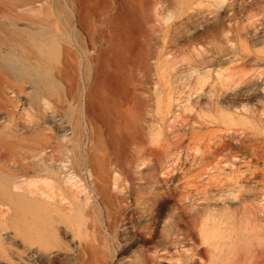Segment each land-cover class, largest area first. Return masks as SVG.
Listing matches in <instances>:
<instances>
[{"label": "bare ground", "instance_id": "bare-ground-1", "mask_svg": "<svg viewBox=\"0 0 264 264\" xmlns=\"http://www.w3.org/2000/svg\"><path fill=\"white\" fill-rule=\"evenodd\" d=\"M64 1L65 0H63V3ZM69 1H65L66 7L68 3L71 2ZM96 1L97 0H73L70 8H68L71 9L77 17V22L75 21L74 23L70 21L71 16L69 17L70 26L72 27L71 29H76V32H79L77 31V29L79 28L83 29L86 32L88 36L87 38L90 40V42L92 38L95 37L96 32L95 26H92L94 23L91 22L92 17L95 16L92 14L93 11H95V5H98V3L95 4ZM213 1L216 2L221 9L228 5L226 3L227 0ZM52 2L55 4V6L56 4H58L57 0H0V89L2 88L4 90V88H7V86L9 87L10 83L13 84L12 82H10L11 80L9 81L8 79L9 74L12 73L16 75L18 74L20 76L33 77L34 81L31 89L34 88L35 90H39L41 88L39 79L41 78L42 74L41 67L46 57V53L44 52L42 44L43 34L45 32H48L49 28L55 25H58L57 27L59 28V30L57 31L59 33L58 36H60V33L61 36H66V31L64 32V29H70H68L66 25H63L64 22L62 24L61 17L58 18L57 22L56 19L55 21L51 22V18L53 15L52 12L50 10L45 11L44 9H47V7H49L48 5ZM63 3L61 4V8H65ZM111 3V8L116 11L115 9H118L119 4L117 3V1H111ZM45 4H47V6ZM61 8L59 6V9ZM214 8H217V6H214ZM59 9L58 13L60 12ZM198 9L200 8L198 7ZM250 9L253 11H257L254 15H264V0H251ZM215 10L216 11L213 13H217L218 11H220L219 9ZM232 10H234V7H232ZM208 11L210 12V10ZM102 12H100V14ZM44 13L47 14L46 16H48V18H45L43 16ZM207 16H205V18ZM245 18L247 19V16ZM92 20L94 21V19ZM249 22H252V20ZM229 23H231V21ZM65 26L67 28H65ZM179 27H177L176 25V28ZM248 28L250 29L251 27ZM103 29L101 28V31ZM255 33L257 32L255 31ZM103 34L104 33H102V35ZM262 34L264 35V33ZM222 35L223 37H225L226 44H228L227 47H222L218 42L217 34L213 33L206 36L204 45L201 44L203 46L201 47V50L197 48L200 51L202 67L200 72L196 68L199 69L201 64L195 68L197 70L196 73L198 74L197 79L195 78V85L196 88H198V91L200 89V92L195 93H201V95L208 100L206 101V106L201 108V110H203V113L205 112V114H203L205 117H202L201 114H199L200 117L198 116L199 119H197V116H195V114L191 112V109H188L191 113L189 115H186L184 117V120H182V123L185 121L186 127L182 130H179V132L175 131V133L177 132L176 134L181 132L182 137H180L179 140L175 142L173 149L178 148L179 151H181L180 149H183L184 151L193 145H197V147L195 146L196 148H198V150L196 149L197 152L192 151V153H195L192 154L190 152L191 155L186 154L188 156L182 157V153L178 152V154L180 153L181 156H179L178 154L177 156L175 150H173L174 152H172L171 158H165V163L163 157V148L165 146L162 148L160 147V149L155 148L156 146H152L156 143L154 140H157V137L155 138V136H158L156 133H158L159 131L162 132L164 128L162 130L154 128L156 131L159 130L156 133L154 129V131H152V129L150 128L151 131L155 133L154 135L152 134L155 139L149 138V140H153V142L155 143L152 144L151 142L152 145L149 143V145H151L150 147L147 144L148 148H146L145 144L147 142L141 143L142 139L140 140V137L138 138L139 141H141L140 146L145 145L144 147L146 148L145 156L143 155V157L141 155L142 159H140V162L139 160H136L137 157L134 154H131L132 156H135L133 158H130L131 155L130 157H120L119 155V157H117L115 155V158H112L110 156L111 158L108 157V160L99 159L98 157L97 159H94V161L91 160V163H94V171L96 174V176H94L91 175L92 173L90 172V175L95 177V180H93V182H90L92 183L91 186H93V188L91 189L93 191V195L81 194V189H83L86 185H84L83 188H81L82 185H80L81 189H78L79 186L75 185L77 183L75 174L73 175L72 173H70V171H68L69 169L66 168L67 165L62 163H60L61 165L56 164L58 162L54 160L51 161L54 164L51 168L48 166L49 168L46 167L45 169H41V171H46H44L46 175H43L41 173L39 174L36 171L38 168H33L31 164H28L29 166H26V171L28 170L27 172H30L28 174L29 179L27 177L26 178L28 180L25 178L26 181L23 183L24 186L22 184H18V179L16 180V177L13 179L14 176L11 177L10 175H0V255H5V251L3 249L6 248L7 245L4 247L2 246L4 245L3 243L6 242V239H8L12 234H9L11 231H7V229L9 228L5 224L7 223L5 222L6 215L9 212L6 214L7 211L3 209V206L5 207L8 205L7 203L20 199V197L18 198V194H15V192L17 191L15 189H19L21 187L22 189H24V195L22 194V199L24 202H22V206H24V209L22 213L23 216H21V225L23 224L22 235L24 236L23 240H25V249L22 250V255H19L21 257H18L21 258L20 260H22V264H24L25 261L26 264H33V261L36 262L35 260H39V262L43 261L44 263L47 262L48 264H264V177L263 182L261 183L256 179L258 177V174L255 170L251 171L249 169V171L251 172H246L245 174V168L244 171L242 169H238L243 172L241 174H236V172H238L237 170L232 171L227 169L229 167H234L235 165V162H232L233 157L232 155H230L232 154L231 152L235 150V143L249 148V144L246 145L245 143L249 141V138L251 136L250 134L253 133H251V131L248 129H239L237 127H234L236 125L239 126L238 122H235V119L237 118L236 116H240L242 120L248 121L249 115H254L257 113L251 107L250 97L257 95L258 93L260 94V92L264 93V50H259L261 48L257 50L258 46L256 49H253L247 41H243L245 38L242 37L241 27L238 23L229 24V28H225L222 32ZM62 38L64 40V37ZM69 38V43L76 45V47L78 46L79 49H87L86 41L83 40V38H73L70 35ZM100 39L103 40V38ZM94 41H92V44L94 43ZM93 45L92 47H96ZM262 48L264 49V46ZM220 55H223V57H225V59H223L224 65L221 64V60H219L218 63L215 62V58ZM186 56H188V54L185 55V57ZM170 62L173 63L174 61L172 60ZM178 64L180 65V63H177V65ZM171 68H173V66H171ZM168 69L170 70V68ZM101 71L102 70H100V72ZM190 71L192 72L193 70ZM177 72L178 71H176V73ZM97 73L99 72L97 71ZM166 79L167 78L159 82V86H156L158 88L154 92L155 97L157 98V110H159L160 113L163 112L167 116V112H169L170 114L173 100L170 94H174L173 92L170 93L169 91L171 85L169 83L174 81L175 77H173L172 81L168 80V82ZM106 80L109 81L108 78ZM188 84L186 85V87L188 86ZM177 85H180V83ZM181 85L183 84L181 83ZM14 86L20 92L27 91L25 85L21 83H17ZM3 90H0V92ZM102 90L100 91V95L104 93L103 88ZM94 91H92L93 94H91L93 96H91V98L89 99L91 119L95 117L98 111H103L105 108L107 109V107L108 111H110L109 108H111V105L114 103H112L111 105L107 104L106 107L105 105L107 102L111 103L113 98L115 99V97H113L110 102H106L105 100L102 101L99 98L102 97L103 99V97L106 96L107 98H105L106 100H108V98L110 96L112 97V95L109 96L107 95V93H104L105 95H101L100 97L99 94V96L96 95V92L94 94ZM110 91L112 93V90ZM230 95H232L233 97H229ZM182 96L184 95H181V99L184 98ZM186 98L187 99L185 102H187L188 99L190 100V96L189 98L186 96ZM177 99L179 100V98ZM100 100L101 102L105 103L104 106L102 105L103 103H100ZM194 100L196 101V98ZM122 104L120 106L123 107ZM108 105H110L111 107H109ZM179 105L181 106V104ZM182 105L185 104L183 103ZM186 105L184 107H186L187 109V106H189L190 104L187 106ZM126 106L127 105L124 104V107ZM174 107L176 108L177 106ZM184 107L182 106V108ZM193 108L196 107L194 106ZM113 109L115 110V107ZM125 109L127 110V108ZM125 109L124 111H126ZM105 110L103 112L106 116H108V112H106ZM102 111H100V114ZM173 111L175 110L173 109ZM179 111L185 113V110ZM118 112L122 113V111L120 112V110ZM127 113L129 114V112ZM262 113L264 114L263 111ZM130 114L132 115V112ZM125 115L126 117L124 121H126L127 118V114ZM101 116L104 117V115ZM173 117L175 120H178V118L181 117V113L173 115ZM135 118L136 117H131V120H134ZM140 118L141 119L139 122H141V120L143 119L142 117ZM262 118L263 117L260 116L261 124L259 125V127H263L262 129H264V121ZM98 119L100 120V118ZM105 119H107V117ZM174 119L173 121H175ZM127 121H129L128 123L131 122L130 120ZM198 121L200 126L196 127L194 124L197 123L198 125ZM249 122H251V120H249ZM163 123L164 122H162V124ZM246 123L251 125L252 123H254L253 125H255V122ZM132 124L130 128L131 130L134 128L132 127ZM149 125L152 126L151 124ZM203 125L209 127L218 126L219 131H211L210 129L208 131L206 130L207 127L204 130ZM219 126H223V128H219ZM169 127L171 126L169 125ZM121 128H123V126H120V129L118 130L119 132ZM140 128H142L141 125ZM171 128L169 130H171ZM142 129H144V127ZM254 129H256V126H254ZM131 130H129L128 132L126 131V133L130 132L133 135L135 132L133 133ZM140 133H142V131ZM135 135L138 136L137 134ZM115 136L118 137L119 134ZM128 136L129 135H127V137ZM161 136L158 137L161 139L164 138V140L166 137H168L167 134L166 137H163L164 135L162 137ZM177 136L178 135H176V138ZM255 137L258 138V136L256 135ZM259 138L261 139L260 141L263 144L262 146L255 145L253 149L251 148L252 152L250 151V156L253 157V159L255 158L258 161L262 162V165H264V139L260 136ZM146 139H148V137ZM131 140L132 139H130V141ZM161 141H163V139ZM168 142L169 140L166 141V143L169 145L170 143ZM131 143L132 142L128 144ZM250 143L252 144V142ZM133 144L131 145L134 146ZM158 145L162 146L163 144L161 145L160 142H158ZM138 146L139 145L137 144V147ZM139 149L140 150H137V154L138 151H142L141 148ZM245 150L246 149L244 148V152ZM166 151L164 152V155L167 154ZM173 153L174 155H176V157L173 155ZM240 153L242 154V152ZM240 153L238 154L240 155ZM126 155L127 154H125L124 156ZM91 156H94V153ZM137 156H139V154ZM84 159L87 158L83 157V160ZM83 160L79 159L78 157L75 158L73 161H71L73 162L71 167L75 168L76 166L83 164V166H87L88 160L85 161V163H83ZM246 162H243V164L246 165ZM52 163H50V165ZM257 165L255 167H257ZM90 166L92 167L93 165L91 164ZM31 168H33L34 170L36 169L35 171L37 172V177L33 174H36L33 169V172L30 171ZM262 168L264 169V167ZM92 169L90 168V171ZM88 170L89 169H87V171ZM241 181H243V183H241ZM77 185H79V182ZM88 186H90V184ZM13 204H15V202ZM8 208V211H10V207ZM5 226H7V228ZM61 236H69L71 238V242L73 241V245L75 244L74 247L77 248L75 252L72 251L75 254L73 253L65 255V253L62 252L64 251V249H58V251H61H59L60 253L64 254V256L61 255L62 257H59L55 254L57 252H52L50 250H53V247L48 248V246H45L47 241L49 240V237H51L50 240H54V238H57L58 240L59 237L62 238ZM66 238L67 237H65V239ZM11 242L12 241L8 242L7 240L8 244H10ZM50 243L51 241L49 242V244ZM115 243H117L119 247V249L117 250H120L124 255L125 253H128L129 255L126 254V256L124 257L123 255L119 257L114 253L112 254L111 251L114 248L113 244ZM68 247L64 248L68 250L70 249ZM10 250L8 252H10ZM12 250L15 249L12 248ZM14 252L16 253V251ZM21 252L19 254H21ZM108 253L111 255L110 257ZM7 256L5 255V257Z\"/></svg>", "mask_w": 264, "mask_h": 264}, {"label": "rangeland", "instance_id": "rangeland-1", "mask_svg": "<svg viewBox=\"0 0 264 264\" xmlns=\"http://www.w3.org/2000/svg\"><path fill=\"white\" fill-rule=\"evenodd\" d=\"M65 1L63 3V0H60V1L57 0L58 4H56V6L52 2L48 5L49 7H47V9H44V10L45 11L50 10L52 12L53 15L51 18V22L55 21V19L57 22L58 18L61 17L62 24L64 22L63 25H66L68 27V29L69 28L71 29L72 27L70 26V21H72V23H74L77 20V17L72 12L71 9H68V8H70V5L73 2V0H70L71 2L68 0L70 3H68L67 7L65 6ZM103 1H104V3H103ZM111 1L112 2L117 1V3L119 4L118 9H115L116 11L118 10L117 12L111 8V4H112ZM111 1L110 0H97L95 3V4L98 3V5H95V11H93V13H92L93 15H95L92 17V19H94V21L91 19V22L94 23L92 26H95L96 32H95V37L92 38L91 42L87 38L88 36H87L86 32L81 28H79L81 30L77 29V31H79V32H76V29H71V30L69 29L71 32L67 29H64V32L66 31L65 32L66 36L65 35L61 36V33H60V36H58L59 33L57 31L59 30V28L57 27L58 25L57 26L55 25V26L49 28L48 32H45L43 34L42 44H43L44 52L46 53V57L43 61L42 67H41L42 74H41V78L39 79L41 88L39 90L38 89L35 90L34 88L31 89V87L33 86L32 85L33 81H34L33 77H31V76H20L18 74L17 75L14 74V73L9 74L8 79H9V81L11 80L10 82H12L13 84L10 83V85H9L10 88L7 86V88H4V90L2 88L0 89V90H3L0 92V175H10L11 177L14 176L13 179L16 177L15 179L16 180L18 179L17 180L18 184L23 185V183L26 181V179L27 178L29 179L28 174L30 172L28 173L27 172L28 170L26 171V166L28 164H31V166L33 168H36V169L38 168L37 170L36 169L35 170L39 174L41 173L43 175L44 174L46 175V173H45L46 171L45 170L41 171V169H45L46 167L51 168L52 165H54L51 161L54 160V161L58 162L56 164L62 163V164L67 165L66 168L69 169L68 171H70V173H72L73 175L75 174V176L77 178L76 179L77 183L75 185L79 186L78 189H81L84 187V185H86L85 186L86 188L84 187L83 189H81L82 190L81 194L93 195L92 194L93 191L91 190L93 188V186H91L92 183H90V182H93V180H95L94 176H96V174L94 171V163L93 162L91 163V160L94 161V159H97V157L99 159H107L108 160V157L109 158H111V157L115 158V155L117 157H119V156L120 157H128V156L130 157L131 154H134L137 157V159L136 158L135 159L139 160V162H140L141 161L140 159H142V156L143 155L145 156V149L148 148V145H149V143L151 144V142H152V144L156 142L155 144H153V145L151 144V145L153 147L156 146L155 148H157V149H160V147L162 148L165 146L163 148L164 162L166 161L165 158H167V157H168V159L171 158L172 152H174L173 150H175L176 155L178 154V152L182 153L181 154L182 157L188 156L189 154L191 155L192 151L197 152V150H198V148H196L197 145L191 146L192 147V148L190 147L191 150H190V148H187L184 151H183V149H180L181 151H179L178 148L177 149H173V148H174L175 142L178 141L180 137H182L181 132L178 134H176V133L179 132V130H182L183 128L186 127L185 121L182 123V120H184V117L186 115H189L191 112H193V114H195V116H197L196 117L197 119H199L198 118L199 114H201L202 117H205L203 115V114H205V112L203 113V110H201V108L206 106V101H208V100H207V98L202 96L201 93L196 94V93L200 92V89L198 91V88H196L195 84H196V79L198 76V74L196 72H197V70L200 72L201 67H202L199 50L202 49L201 47H203L202 45H204V43L206 41V36L208 34L216 33L217 37H218V42L220 43V45L222 47H227L228 44H226V40H225V37H223L222 32L225 28H229V24L238 23V24H240V27H241L242 37L245 38L243 41H247L252 46L253 49H256L258 46L257 50L259 48H261L259 50H264L262 48L264 46V38H263L264 35L262 34V33H264V15L263 14L254 15L257 11L256 10L253 11L250 9L251 0H249V3H248V0H245V1L244 0H227L228 2L226 1V3L229 5V7L226 4L227 6L224 7L223 9H221L218 6V4L216 2H214L213 0H183V1L182 0H128V1L127 0H120V3H119V0H111ZM126 1H127V3H126ZM201 1L203 2V4ZM122 2H125V3H122ZM208 2H210V3H208ZM211 2H213V3H211ZM234 2H236V3H234ZM62 3L65 6V8L64 7L61 8ZM45 5L47 6V4H45ZM205 5H206V7H205ZM213 5L215 7L217 6V8H214ZM59 6L61 9H59ZM182 6H184V7H182ZM207 6H208V8H207ZM193 7H194V10H193ZM198 7L201 10L198 9ZM232 7H234V10H232ZM57 8L60 10L59 13H58ZM105 8L107 11L105 10ZM215 9H219L220 11H218L217 13H213L216 11ZM208 10H210V12ZM102 11H106L107 13L102 12ZM199 11L201 14L199 13ZM100 12H102L101 14H103V15H101ZM59 14H60V16H59ZM71 14H73V15H71ZM46 15H47L46 13L43 14V16L45 18H48V16H46ZM74 15H75V17H74ZM191 15H193V16H191ZM259 15H260V17H259ZM70 16H71V18L69 21ZM205 16H207V17L205 18ZM246 16H247V19L245 18ZM201 17H204V18H201ZM250 19L252 20V22H249V21H251ZM253 19H255V20H253ZM230 21H231V23H229ZM234 21H235V23H234ZM102 24H103V26H102ZM176 25H177V27H179V26L180 27L176 28ZM66 26H65V28H67ZM100 27L102 29L104 27L105 30L104 29L102 30L104 32L101 31ZM248 27H251V28L249 29ZM56 28H58V29H56ZM72 30H74V31H72ZM249 30H251V31H249ZM255 31L257 33H255ZM100 32L104 33L103 34L104 36ZM106 32H108V33H106ZM254 34L257 37H255ZM69 35L72 36L73 38L74 37L83 38V40L86 41L87 46L86 45L85 46L87 49H85V50H84V48L79 49L78 46L76 47V45L69 43L68 42ZM78 35H79V37H78ZM85 36H86V38H85ZM99 36H100V38H103V40L100 39ZM101 36H103V37H101ZM62 37H64V40ZM65 38H67V39H65ZM60 40H61V42H60ZM100 40H101V42H100ZM62 41H65V42H62ZM92 41H94V43H95V44L93 43L94 45L92 44ZM91 44L93 46H96V47H92ZM94 48H96V49H94ZM187 54H188V56L185 57V55H187ZM179 57H180V60H179ZM187 59H188L190 64L188 63ZM223 59H225V57H223V55L217 56L215 58V62L218 63V61L221 60L220 61V62H222L221 64L224 65ZM172 60L174 61L173 63L170 62ZM168 61H169V65H168ZM181 61H182V63H181ZM177 63H180V65L179 64L177 65ZM193 65H196V66H193ZM199 65H200L199 69L196 68ZM171 66H173V68H171ZM167 67L170 68V70ZM174 68H175V70H174ZM99 69L102 71L100 72ZM190 70H193V71L191 72ZM97 71L101 74L97 73ZM170 71H171V75H170ZM176 71H178V72L176 73ZM158 72H159V74H158ZM164 72L165 73L167 72L166 73L167 76L165 75ZM188 73H190L191 75ZM193 73H194V76H193ZM11 75H12V77H11ZM168 75L171 79L168 77ZM104 77L106 79L108 78L109 81H107ZM173 77H175L174 81H172ZM193 77H194V80H193ZM165 78H167L166 79L167 82H168V80L172 81V82L169 81V82H171V83H169V84H171L169 91H170V93L173 92L175 94V95L174 94L171 95L169 93L170 96H172L173 100H172L170 114H169V112H167L166 113L167 116L163 112L160 113L159 110H157V108H158L157 103H156L157 98L155 97V92H154L157 90L158 87H156V86H159L158 85L159 82L161 80H164ZM97 80H100L102 83L100 81H97ZM176 80L178 81V83ZM173 82L175 83L176 86L174 85ZM17 83H21V84L25 85V87L27 88V91L26 92L25 91L20 92L18 89H16L14 85ZM179 83H180V85H177ZM181 83L184 86L181 85ZM186 83L187 84L189 83L188 86H191V87H188V86L186 87V85H187ZM101 87L104 89V93H107V95H109V96L112 95V97L108 96L109 98H108V100H106L107 97L105 96L106 98L103 97V99H102L101 95L103 96L105 94L102 93L100 95V91L102 90ZM155 87H156V89H155ZM183 88H185V89H183ZM12 89H14V90H12ZM90 89L91 90L93 89L92 91L97 90V91H94V94H95V92L97 93L96 95L99 94L101 98H99V97L98 98L101 99L102 101L105 100L106 102L107 101L110 102L112 100V98L115 97V99L113 98L111 103L107 102L106 105H105V103L101 102V100H100V103H103L102 105L103 106L105 105V107L107 106V104L111 105L112 103H114L111 106L113 108L115 107V110L110 105H108L109 107H111V108H109L111 113H110V111H108V107H107V109L104 107L106 110L104 108H102L106 112H108V116H106L104 114V112H103L104 110L103 111L100 110L103 112V114H102V112L100 114V111H98L96 113L95 117H93L91 119V116H90V100L89 99L91 98V96H93V95H91V94H93V92ZM109 89L112 90L113 94L111 93V91ZM175 89H177V90H175ZM187 89L190 91H188ZM89 90L91 93L89 92ZM107 90H108V92H107ZM137 90H139L142 94ZM184 90H185V93H184ZM191 90H192V92H191ZM187 91H188V93H187ZM102 92H103V90H102ZM135 92H137V93H135ZM189 93H190V95H189ZM258 94L254 95L256 98L254 96L250 97L251 107L257 113L254 115H249L248 121L242 120L240 116H236L237 118L235 117L236 118L235 122H238L239 126L236 125L234 127H237L239 129H243V128L248 129L253 134H250L251 136L249 138V141L245 143L246 145L249 144L248 145L249 148L248 147L246 148L243 145L235 143V145H234L235 150H233L231 152L232 154H230L233 157L232 162H235V165H234V167H229L227 169L232 170V171L237 170L238 172H236V174H241L244 171V168L246 169V171L244 172L245 174H246V172L250 173L252 170H255L256 173L258 174V177L256 178L257 181L262 183L263 177H264V169L262 167H264V165H262L263 164L262 162L258 161L255 158L253 159V157L250 156V154L252 152L251 150L253 149V147L255 145L262 146V144H263L260 141L261 139L259 138V136L264 139V131H263L264 129H262L263 127L262 128L259 127V125L261 124L260 116L263 117L262 119L264 121V114L262 113V111L264 112V93L260 92V94L259 95ZM141 95H143V96H141ZM181 95H184V96H182V97H184L183 99H181ZM188 95L190 96V100L188 99L187 102H185L187 99L186 96L189 98ZM176 97L179 98V100ZM229 97L232 98L233 96L230 95ZM195 98H196V101L198 100L197 103L194 100ZM197 98H199V99H197ZM180 99H181V101H180ZM138 100H140V101H138ZM113 101H116V102H113ZM190 102H192V103H190ZM115 103L117 106L115 105ZM183 103L185 105H186V103H187V105L193 104L192 106L193 107L195 106L196 108H193L190 105L189 106L186 105L187 106V109H186V107H184L185 105H182ZM200 103L203 105H201ZM121 104L123 105V107H124V104L127 106L123 108L122 106H120ZM179 104H181V106ZM174 106H177L179 108H177V107L175 108ZM182 106L184 108H182ZM88 107H89V109H88ZM116 107H118V108H116ZM190 107H192V108H190ZM125 108H127V110L128 109L129 110L127 111ZM124 109L127 112H129V114L126 111H124ZM130 109H131V111H130ZM173 109L175 111H173ZM183 109L185 110V113L179 111V110L184 111ZM188 109H191V112ZM119 110H120V112L122 111V113H119L118 112ZM260 110H262V111H260ZM113 111H114V113H113ZM131 112H132V115L130 114ZM175 112L176 113L178 112L177 114L181 113V117L178 118V120L177 119L175 120L173 117V115H177ZM194 112H196V113H194ZM112 113L114 114V116ZM117 113H118V115H117ZM125 114H127L126 121L130 120L131 121L130 123H128L129 121H127V122L124 121V119L126 117ZM258 114H260V115H258ZM101 115H104V117ZM110 115H111V117H110ZM106 117H107V119H105ZM116 117H117V119H116ZM131 117L132 118L136 117V118L134 120H131ZM140 117L143 118L141 120V122H139L141 119ZM98 118H100V120ZM136 119H138V120H136ZM173 119L175 121H173ZM105 120H106V123L108 122L107 124L105 123ZM163 120H165V121H163ZM168 120H169V122H168ZM180 120H181V122H180ZM249 120H251V122H249ZM93 121H97V122H93ZM132 121H133V124L135 126L132 124ZM138 122H139V125H138ZM162 122H164V123L162 124ZM171 122H172V124H171ZM246 122H248V123L255 122V125H253L254 123H252V125H253L252 126L251 124H247ZM111 123H113V124H111ZM126 123H127V125H126ZM168 123H170V124H168ZM131 124H132V127H134L132 130L130 129ZM149 124H151L152 126H150ZM241 124H242V126H241ZM140 125L142 128L144 127V129L140 128ZM154 125L155 126L160 125V126L155 127ZM169 125L171 127H176V128H171V127H169ZM194 125L196 127H199L200 126L199 121H198V125H197V123ZM91 126H93L94 128ZM111 126H112V128H111ZM120 126H123V128H121V130L119 132L118 130L120 129ZM254 126H256V129H254ZM115 127H116V129H115ZM215 127L218 129V126H210L209 127V126L203 125L204 130L206 128V130H208V131H209V129L211 131H214V130L219 131V129L217 130ZM150 128L152 129V131H154L157 128L159 130H162L164 128L162 130V132H160L159 130H158L159 132L155 130V133L158 132L156 134L159 137L161 136V133H162V136L164 135L163 137H166V134H167V136L169 138L166 137L165 140H164V138H162L165 143L163 141H161L162 139L159 138L158 136H155V138L157 137V140H154L155 142H153V140L152 141L149 140V138L153 139L154 136H152V134L153 135L155 134L154 132L151 131ZM170 128H171V130H169ZM219 128H223V126H219ZM128 129L131 130L133 133L134 132L135 133L133 135L130 132L126 133V131L127 132L129 131ZM133 130H135V131H133ZM116 131H117V133H116ZM141 131H142V133H140ZM170 131H172L174 133H172ZM175 131H177V132L175 133ZM120 133H121V135H120ZM117 134H119L118 137H120V136L121 137L120 138L116 137L115 135H117ZM135 134H137L138 136H136ZM143 134L146 136V138L148 137V139H146ZM173 134H175V135H173ZM260 134H262V135H260ZM127 135H129V136L127 137ZM172 135H173V137H172ZM176 135H178L177 138H176ZM255 135L258 136V138H256ZM174 136H175V139H174ZM138 138L140 140L142 139V142L139 141ZM253 138L255 139V141ZM130 139H132V140L130 141ZM168 140H169L168 143H170L169 145L166 143V141H168ZM256 140H258V141H256ZM129 141L132 142L131 144L137 143L139 145L138 147L141 148V150H142V151H138L139 156H137L138 155L137 150H140V149L137 147V144H133L134 146H132L131 144H128V143H130ZM134 141H136V142H134ZM79 142H80V144H79ZM140 142L141 143L147 142L145 144L146 148L144 147L145 145L140 146ZM158 142H160V144L161 145L163 144V145L159 146ZM250 142H252V144ZM116 143H117V145H116ZM135 145H136V147H135ZM151 145H149V147ZM166 145H167V147H166ZM130 146H131V148H130ZM132 147H134V148H132ZM142 147H143V149H142ZM242 148H243V150H242ZM244 148L246 149L245 152H244ZM164 149H166V150L168 149V150L166 151ZM134 150H135V152H134ZM165 151L167 154L164 155ZM238 151L242 152V154ZM140 152H141V154H140ZM93 153H94V156H91ZM180 153L178 154L179 156H181ZM194 153H192V154H194ZM227 153H229V152H227ZM238 153H240V155ZM125 154H127V155L124 156ZM169 154H170V157H169ZM186 154H188V155H186ZM243 154H245V155H243ZM75 155H78V156H75ZM104 155H105V157H104ZM173 155H174V153H173ZM176 155H174V156L176 157ZM77 157L81 160H83V157L84 158L86 157L87 159H84L83 160L84 162L82 161L83 163H85V161H87L88 157H89L90 161L88 160V165H87L88 168H87V166H83L84 164L79 165L80 167L76 166L79 168H76L74 165L73 166L75 168L71 167L73 164V162H71V161H73ZM133 157H135V156L131 155L130 158H133ZM234 157H236V158H234ZM239 157H240V159H239ZM242 157H243V159H242ZM248 157H250L251 159ZM58 160H60V161H58ZM246 160H247V162H246ZM62 161H64V162H62ZM243 162H246L247 164L244 165ZM250 162H251V164H250ZM50 163H52V164L50 165ZM89 163H90V165L92 164L93 166L91 167L89 165ZM240 163H241V165H240ZM45 165H47V166H45ZM256 165H257V167H255ZM39 167H41V168H39ZM235 167H236V169H235ZM33 168H31L30 171H32ZM90 168L91 169L93 168V169L90 171ZM87 169H89L88 170L89 172L87 171ZM238 169H242L243 171H240ZM249 169L251 171H249ZM35 170L33 169V171H35ZM37 172H36V174L33 173L36 177H37ZM90 174L94 175V176H91ZM79 177L81 178V180ZM19 180H21V181H19ZM78 182H79V185H77ZM241 183H243V181H241ZM89 184H90V186H88ZM80 185H82L81 188H80ZM87 186L90 189H88ZM15 190H17L16 192L14 191L15 194H18V198L20 197V199H17L16 201L7 203L9 205V206L8 205L7 206L10 207V211H8L9 208L7 206H5V207L3 206V209L7 211L6 214L9 212L8 213L9 215L8 214L6 215L5 222H7V223H5V224L9 228V229H7V231L8 230L11 231V232L10 231H8V232H10L9 234L12 233L11 234L12 237L10 235V237L8 239H6V242L3 243L4 245L2 247L7 245V247L3 249L5 251L4 253L6 256L8 254L9 255L7 257H5L4 254L0 255V258H2V259H0V264H6V263L7 264H18V261H19V264L23 263V262H21L22 260H20L21 258H19L21 256H19V255H22V253H23L22 250L25 249V246H24L25 240H23L24 236L22 235L23 224L21 225V223H22V217L21 216H23L22 213H23V209H24L23 208L24 206H22V202H23L22 198L24 195L23 194L24 189H22L20 187L19 189L17 188ZM20 200H22V201H20ZM14 202H15V204H13ZM8 220H10V221H8ZM8 222H9V224H8ZM11 223H13V224H11ZM7 226H5V227L7 228ZM63 237L62 238L59 237L58 240H57V238H54V237H53L54 240L53 239L50 240L51 237H49V240L48 239L47 240L49 242L51 241L50 244L46 240L47 243L45 246H48V248L53 247L55 250H57V251H55L54 249L53 250L50 249L52 252H57L55 254L58 255L59 257L64 256L63 253H65V255L66 254H73L77 250V248L74 247L75 244L73 245V241L71 242V238L69 236H63ZM65 237H67V238L65 239ZM7 240H8V242H10V241H12V242L10 244H8ZM72 245H73V247H72ZM68 246H70V247H68ZM64 247L65 248L68 247L70 249L66 250ZM113 247H112L113 249L111 251L112 254L114 253L116 256H119V257H121L122 255L124 257V256H126V254L129 255L128 253H125V252H124L125 253V255H124L120 250H117V249H119L117 243L113 244ZM10 248H11V250H10ZM12 248L15 250H12ZM74 248H76V249H74ZM58 249H61V250L64 249L65 252L62 251L63 253H60L61 251L59 250L60 251L59 252ZM9 250L13 254L8 252ZM14 251H16V253ZM72 251H74V252H72ZM113 251H116V252H113ZM20 252H21V254H19ZM108 254H107V256H108ZM16 255H17V257H16ZM110 256L111 255L109 254V257ZM35 261L36 262L33 261V264H48L47 262L44 263L43 261H40L41 262L40 263L39 260H35ZM25 262H24V264H26ZM72 264H74V263H72Z\"/></svg>", "mask_w": 264, "mask_h": 264}]
</instances>
